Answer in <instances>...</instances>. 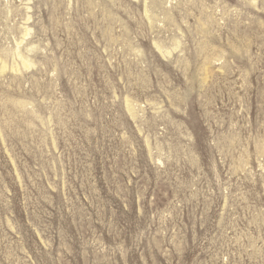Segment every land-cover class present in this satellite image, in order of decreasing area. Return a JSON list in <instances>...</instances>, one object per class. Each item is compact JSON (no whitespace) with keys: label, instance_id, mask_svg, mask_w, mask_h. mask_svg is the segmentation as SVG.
<instances>
[{"label":"rangeland","instance_id":"1","mask_svg":"<svg viewBox=\"0 0 264 264\" xmlns=\"http://www.w3.org/2000/svg\"><path fill=\"white\" fill-rule=\"evenodd\" d=\"M0 264H264V0H0Z\"/></svg>","mask_w":264,"mask_h":264}]
</instances>
